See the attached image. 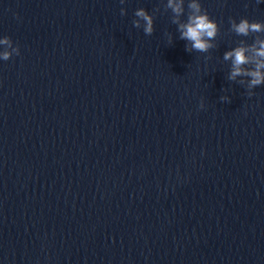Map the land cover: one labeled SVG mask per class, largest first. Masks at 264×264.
<instances>
[{"label": "water", "instance_id": "95a60500", "mask_svg": "<svg viewBox=\"0 0 264 264\" xmlns=\"http://www.w3.org/2000/svg\"><path fill=\"white\" fill-rule=\"evenodd\" d=\"M203 4L209 53L163 0H0V264H264V85L222 58L264 3Z\"/></svg>", "mask_w": 264, "mask_h": 264}, {"label": "clouds", "instance_id": "9594fccd", "mask_svg": "<svg viewBox=\"0 0 264 264\" xmlns=\"http://www.w3.org/2000/svg\"><path fill=\"white\" fill-rule=\"evenodd\" d=\"M123 2V0H121ZM264 3V0H257ZM164 8L171 14V22L176 25L179 39L184 40L185 51L209 53L217 47V37L221 34V22L214 18L204 7L203 0H163ZM121 14L125 9L121 8ZM137 19L133 21L136 28H142L144 34L155 31V19L146 8H137ZM230 33L240 39L223 52V60L230 61L229 80L241 79L239 83L247 84V94L254 95L253 89L264 85V20L250 19L248 16L229 18ZM169 43H173L171 34H167ZM20 55V46L8 35L0 34V62L8 61ZM223 102H230L228 95L220 96ZM199 107H205L203 100Z\"/></svg>", "mask_w": 264, "mask_h": 264}]
</instances>
